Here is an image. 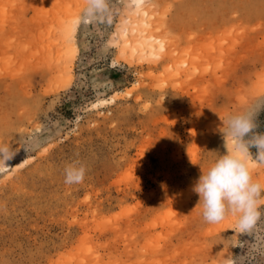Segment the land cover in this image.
<instances>
[{"label":"rangeland","instance_id":"1","mask_svg":"<svg viewBox=\"0 0 264 264\" xmlns=\"http://www.w3.org/2000/svg\"><path fill=\"white\" fill-rule=\"evenodd\" d=\"M256 103L264 0H0V264H264V193L242 231L192 191Z\"/></svg>","mask_w":264,"mask_h":264},{"label":"clouds","instance_id":"2","mask_svg":"<svg viewBox=\"0 0 264 264\" xmlns=\"http://www.w3.org/2000/svg\"><path fill=\"white\" fill-rule=\"evenodd\" d=\"M88 3L90 7L96 5L94 0ZM260 111H264V103L250 104L241 112L228 114L222 122L223 135L231 148L218 152L210 166L201 170L192 188L199 197L206 223H220L231 215L236 217L237 227L246 231L261 215L259 205L264 185L253 180L250 169L252 163L264 166V131L259 130L257 122ZM86 171L83 164L70 163L64 169V182L81 183Z\"/></svg>","mask_w":264,"mask_h":264},{"label":"bare ground","instance_id":"3","mask_svg":"<svg viewBox=\"0 0 264 264\" xmlns=\"http://www.w3.org/2000/svg\"><path fill=\"white\" fill-rule=\"evenodd\" d=\"M134 1L136 2V4L139 7L141 5H143V3L145 2V0H134ZM134 31L138 32V36L143 37L142 38L143 40L140 43L141 46L143 45V48H141L139 42L137 43L138 45L135 44L136 46L134 45V47H133V45H131V47L129 46L130 44L133 43L132 40H129L128 42H126V45H123V50L127 51L128 53L130 52L131 57L136 58L137 57L136 52L138 53L140 50H141V54H140L141 58H144L145 54H150V56L151 55L152 56H157L159 53H161V51L158 49L159 46L157 44H155V43H150V41H149L150 38L149 37H145V34H146L145 32H147V31L149 32L150 31L148 23H144L143 24V23H139V22L136 23L135 22L134 26L130 30H128L126 32L125 36H129V34L130 33L132 34ZM148 42L150 44H148ZM147 44L150 45V46H148ZM129 47H130L131 51H130ZM132 47H133V49H132ZM162 48H163V46L160 47V49H162ZM7 166L8 165L5 164L4 168H6Z\"/></svg>","mask_w":264,"mask_h":264},{"label":"snow or ice","instance_id":"4","mask_svg":"<svg viewBox=\"0 0 264 264\" xmlns=\"http://www.w3.org/2000/svg\"><path fill=\"white\" fill-rule=\"evenodd\" d=\"M94 2L96 3L97 6H99L100 0H94Z\"/></svg>","mask_w":264,"mask_h":264}]
</instances>
